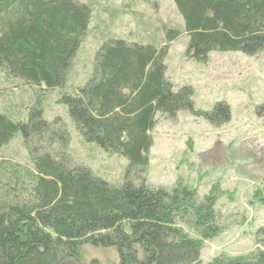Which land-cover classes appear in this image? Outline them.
Segmentation results:
<instances>
[{"label":"trees","instance_id":"1","mask_svg":"<svg viewBox=\"0 0 264 264\" xmlns=\"http://www.w3.org/2000/svg\"><path fill=\"white\" fill-rule=\"evenodd\" d=\"M171 2L181 25L169 26L160 47L106 38L88 79L70 90L89 4L0 0V71L30 87L60 90L57 102L81 140L127 160L120 182L110 183L74 163L70 132L60 117L46 119L37 100L22 119L0 110V150L19 133L29 159L28 166L0 160V264H200L205 241L220 233L216 202L224 192L215 183L199 196L181 179L169 188L148 184L150 133L157 113L188 111L219 126L230 108L216 102L197 109L191 86L174 89L164 77L167 42L185 34L187 58L201 64L212 52L256 56L264 50V0ZM257 114L264 118V100ZM254 245L250 254H218L207 264H264V224ZM86 246L113 248L117 261L86 263Z\"/></svg>","mask_w":264,"mask_h":264},{"label":"rangeland","instance_id":"2","mask_svg":"<svg viewBox=\"0 0 264 264\" xmlns=\"http://www.w3.org/2000/svg\"><path fill=\"white\" fill-rule=\"evenodd\" d=\"M78 1L89 4L91 16L68 72L70 90L88 79L93 54L104 39L160 47L169 26L181 25L171 0ZM187 41L182 34L167 42L164 77L175 90L191 86L197 109L209 111L216 102L226 103L230 119L216 126L188 111L180 110L172 118L157 113L144 175L152 187L169 188L183 180L199 196L215 183L224 192L216 202L220 233L206 240L201 250L200 264H207L218 254H250L255 248V231L264 224V118L257 114V106L264 100V50L256 56L212 52L201 64L187 58ZM60 92L27 86L0 71V110L22 119L27 106L37 100L46 119L60 117L70 132L69 151L75 164L88 166L110 183L120 182L127 160L81 140L66 107L57 102ZM2 159L29 165L19 133L0 150ZM82 258L86 263L93 258L115 263L117 253L113 248L86 246Z\"/></svg>","mask_w":264,"mask_h":264},{"label":"bare ground","instance_id":"3","mask_svg":"<svg viewBox=\"0 0 264 264\" xmlns=\"http://www.w3.org/2000/svg\"><path fill=\"white\" fill-rule=\"evenodd\" d=\"M36 96V95H35Z\"/></svg>","mask_w":264,"mask_h":264}]
</instances>
